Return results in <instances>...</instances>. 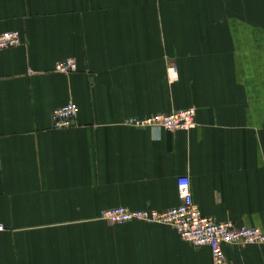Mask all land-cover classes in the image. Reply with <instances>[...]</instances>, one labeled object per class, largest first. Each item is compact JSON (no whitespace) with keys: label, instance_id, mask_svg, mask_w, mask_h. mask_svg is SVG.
<instances>
[{"label":"crops","instance_id":"crops-1","mask_svg":"<svg viewBox=\"0 0 264 264\" xmlns=\"http://www.w3.org/2000/svg\"><path fill=\"white\" fill-rule=\"evenodd\" d=\"M10 30L21 43L0 50V264H212L170 226L99 219L177 205L179 176L203 215L264 231V0H0ZM69 58L77 70L54 69ZM69 101L76 124L53 128ZM191 107L190 130L126 123ZM223 250L264 264V244Z\"/></svg>","mask_w":264,"mask_h":264},{"label":"built area","instance_id":"built-area-1","mask_svg":"<svg viewBox=\"0 0 264 264\" xmlns=\"http://www.w3.org/2000/svg\"><path fill=\"white\" fill-rule=\"evenodd\" d=\"M21 43L18 30L5 31L0 34V50L17 46ZM54 69L68 73L77 70L72 58L57 61ZM170 77L176 76L174 68L168 69ZM79 108L69 101L51 112L52 127L70 128L76 124ZM126 123L134 127H147L154 130H190L195 127V109L183 108L168 113H159L145 117H130ZM179 203L165 210L141 209L131 210L124 206L103 208L99 219L109 224H122L131 221L162 224L172 227L179 236L193 247L207 246L212 255V264H230L224 254V245L264 244V231L258 227L237 226L231 221H217L203 215L194 203L190 179L179 176L176 181ZM5 226L0 223V232Z\"/></svg>","mask_w":264,"mask_h":264},{"label":"bare ground","instance_id":"bare-ground-1","mask_svg":"<svg viewBox=\"0 0 264 264\" xmlns=\"http://www.w3.org/2000/svg\"><path fill=\"white\" fill-rule=\"evenodd\" d=\"M177 76V75H176Z\"/></svg>","mask_w":264,"mask_h":264}]
</instances>
